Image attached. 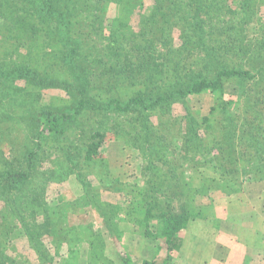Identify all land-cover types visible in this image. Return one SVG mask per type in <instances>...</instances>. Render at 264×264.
<instances>
[{"label":"rangeland","instance_id":"1","mask_svg":"<svg viewBox=\"0 0 264 264\" xmlns=\"http://www.w3.org/2000/svg\"><path fill=\"white\" fill-rule=\"evenodd\" d=\"M67 1L57 0L53 5L60 11ZM256 1L250 2V6ZM259 1L263 3L253 14L250 36L246 35L249 43L244 49L241 45L238 54L234 49L222 58L231 67L257 74L255 79L243 82L242 94L247 101L240 97L226 106L236 117L261 109L245 107L248 102L255 103L260 98L264 105V53L257 52L264 51V0ZM96 3L92 0L90 6ZM44 6L38 0H0V264H65L74 248L84 264L97 222L90 208L80 207L85 199L76 177L78 171L62 173L68 172L65 167L73 165L67 158L68 154L75 158L67 151L71 143L84 147L89 136L106 132L102 160L82 173L92 182L99 176L109 178L111 183L119 180L122 185L136 184L138 189L143 186L140 154L144 150L139 144L146 137L143 128L147 116L141 108L124 114L115 107L107 109L113 100L125 105L142 88L139 82L134 85L124 77L122 81L115 78L112 72L117 70L112 68H118L114 64L118 58L116 48L120 55L127 56L125 59L142 82L144 75L136 67L138 64L147 70L164 66L169 77L177 65L181 73L202 69L206 72L203 55L191 56L186 50L178 54L185 41L179 28L169 27L166 18L158 15L154 19L156 24L145 31L143 21L150 22L156 0H101L97 11L91 13L86 12V2L80 0L78 20H73L67 29L60 12L52 14ZM235 6H239V0ZM87 16L91 18V26L82 30L80 19ZM110 33L121 44L108 47ZM169 55L171 62L163 59ZM108 72L111 73L102 77ZM159 77L163 75L156 72V80ZM237 83L227 84V94L240 90ZM225 100L229 102L228 98ZM182 101L172 105L171 114L166 115L177 128L180 122L185 124L208 116L215 102L207 94ZM45 110L68 117L63 118L60 131L49 134L47 139L40 135ZM151 120L156 126L158 120L155 117ZM195 129L199 130V138L206 136L203 130ZM176 131L168 141L179 147ZM28 170L31 176L27 181L15 183L8 176L9 172ZM204 173L210 178H220L214 171L205 169ZM107 187L102 190L105 200L119 204L124 195L114 187ZM230 190L231 196L216 191L210 197L195 199V210L199 212L204 207L205 210L184 232V243L175 264H264V170L256 171L253 178H243L240 185ZM118 231L121 244L111 241L116 250L109 251L113 256L110 264H119L115 257L118 247L123 248V254H129L133 264L154 257L160 241L142 237L141 229L130 221L120 222ZM237 247L240 252L246 247V251L235 253ZM37 250L48 258H37ZM161 253L164 251L156 250V256Z\"/></svg>","mask_w":264,"mask_h":264},{"label":"trees","instance_id":"2","mask_svg":"<svg viewBox=\"0 0 264 264\" xmlns=\"http://www.w3.org/2000/svg\"><path fill=\"white\" fill-rule=\"evenodd\" d=\"M38 1H42L46 5L45 10H49L50 13L54 14L58 11L53 5L57 0ZM84 1L87 5L86 12L97 11L101 2V0H95L98 3L92 7V4L90 6L92 0ZM236 1L156 0V10L152 13L150 22L147 19L143 21L146 32L156 24L158 15L166 18L169 27L177 26L182 33V40L185 41V46L180 48L178 54L186 50L191 56L203 55V68L206 72L202 69L196 73H181L177 65L172 76L169 77L165 68L163 69L164 66L147 70L140 68L138 64L136 67L144 75L142 82L136 78L133 65L128 64L125 59L127 56L120 55L119 49H115L118 57L115 58L114 63L118 68H112V71L117 70L112 72L116 74L115 78L122 81L124 77L132 81L134 85L139 82L142 88L139 92L137 90L138 94L135 93L136 95L125 105L122 106L120 100H113L107 109L115 107L117 112L124 114L141 108V111L146 114L147 123L143 128L146 137L141 139L139 144V148L144 150L140 154L144 180L143 186L139 189L136 184L122 185L119 180H113L111 183L106 177L95 176L93 182L89 180L85 173L90 166L97 165L98 160H102L101 150L108 136L106 132L98 131L89 136V141L84 147L71 143L67 151L71 152L75 158L69 154L67 158L73 165L71 168L65 167L68 172L62 171V173L68 175L71 174L69 171H78L76 177L83 188L82 193L86 204L82 203L80 207L90 208L98 224L93 234L94 239H89L84 264H110L113 261V256L109 254L113 249L116 250V246L111 245V241L121 244L118 225L123 221H130L137 225L141 229L142 237L153 242L160 241L154 251V257L151 260H144L142 264H175L174 261L184 243V232L201 218L202 211L205 210V207L199 212L195 210V199L210 197L216 191L222 192L225 196H231L233 192L230 189L240 185L243 178H253L256 171L264 170V105L261 99L258 98L255 103L248 102L245 106L261 109H256L255 112L252 110V113L242 114L239 117L234 116L237 114L226 108L237 98L242 97L244 102L247 101V97L242 94L245 89L243 82L257 77V74H252L250 70L238 69L222 62V58L232 53L234 49V52L238 54L241 45L244 49L249 43L246 35H249L248 30L253 14L257 6L263 3L257 0L258 4L250 6V2L254 0H239V6H235ZM67 2L58 11L63 16L62 24L65 29L72 25L73 20H78L76 12H81L80 7L77 6L80 0ZM204 8H207L205 12H203ZM80 21L79 27L82 30L83 27L88 29V26H91L90 16ZM109 35L108 47L112 44H121L114 33ZM103 39L106 40V37ZM257 52L264 53L261 50ZM169 54L172 55V52ZM170 55L163 59L171 62ZM178 61L181 62V60ZM156 72L163 75L157 79L160 80L159 82L156 80ZM110 73L102 74V77ZM233 81L239 82L237 84L240 90L237 89V93L232 95L227 94L226 86ZM201 94L211 95L215 100L208 116L202 120H189L185 124L180 122V128L175 126L172 119L166 118L168 113L171 114L172 105L179 101L182 103V100L190 96ZM226 98L228 103L225 102ZM42 115L44 120L40 135L44 139H47L49 134L54 135L59 132L63 118H68L46 110L42 112ZM151 117L158 120L156 126L151 122ZM164 118L167 119L166 122ZM195 127L203 130L206 136L199 138L197 133L199 130ZM174 131H176L177 139L180 140L179 147L176 146V142L170 144L171 141H168ZM205 169L216 172L220 176L219 180L205 176ZM30 174L29 170L16 174L13 171L9 172L8 176L17 183L29 180ZM107 186L114 187L116 192L124 195V199L119 204L113 205L105 200L102 192L108 189ZM129 186L131 188L128 189ZM215 202L217 203L216 200ZM215 223L218 224V222ZM118 248L119 253L115 254L118 263L133 264L129 254H123V248ZM156 250H163L164 254L156 256ZM243 250L246 251V247L241 252L238 247L234 251L241 254ZM37 252V258L47 257L41 250ZM70 252V259H67L65 264H81L78 250L74 248ZM235 253L233 252V255Z\"/></svg>","mask_w":264,"mask_h":264}]
</instances>
